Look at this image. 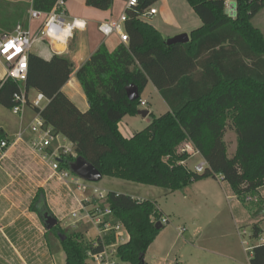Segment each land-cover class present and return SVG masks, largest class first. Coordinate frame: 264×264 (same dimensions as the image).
Masks as SVG:
<instances>
[{"label": "trees", "instance_id": "obj_1", "mask_svg": "<svg viewBox=\"0 0 264 264\" xmlns=\"http://www.w3.org/2000/svg\"><path fill=\"white\" fill-rule=\"evenodd\" d=\"M55 1L32 0L31 7L47 12ZM113 1L85 0V4L108 10ZM156 1L143 0L126 9L123 29L127 41L112 51L102 43L76 70L64 55L43 58L29 52L24 82L12 78L0 81V104L12 108L21 83L26 94L34 90L44 95L46 104L34 110L74 147L73 156L59 160L61 168H68L80 156L103 176L170 192L221 175L241 202L249 201L264 186V36L253 24L264 0H232L235 18L226 13V0H186L201 25L189 33L187 42L170 45L158 29L140 18ZM1 23L0 35L16 25ZM74 71L89 105L85 111L62 91ZM148 83L168 110L160 116L148 113V125L125 137L118 123L126 115L137 114L140 95ZM130 85L139 92L132 101L125 91ZM228 129L236 135L231 157L224 141ZM185 143L207 162L203 172L186 165L190 153L181 147ZM254 201L260 203L261 199ZM104 203L127 233V240L116 247L117 258L146 264L145 253L163 227H155L162 213L152 200L113 191L106 194ZM48 232L59 240L65 264H87L88 252L102 248L98 238L93 245L94 241L85 242L78 232L69 233L58 223ZM58 232L64 235L63 240ZM260 233L259 224H252L250 238L257 239ZM111 241L106 238L105 243ZM50 246L53 248L51 242ZM249 264H264V243L252 247Z\"/></svg>", "mask_w": 264, "mask_h": 264}, {"label": "crops", "instance_id": "obj_2", "mask_svg": "<svg viewBox=\"0 0 264 264\" xmlns=\"http://www.w3.org/2000/svg\"><path fill=\"white\" fill-rule=\"evenodd\" d=\"M231 2L234 4L233 1ZM31 3L32 0H0V22L2 20L3 23L1 25L14 26L17 23H21L31 31L37 29L42 20L28 19V10L31 8ZM68 4L69 2L66 0V18H79L85 21V28L75 29L77 33H74V30L72 37L62 47L57 46L60 44H49L46 41H41L35 43L30 52L43 58H49L52 54L64 55L70 60L76 70L102 43L110 51L120 43L117 34L104 37L98 30V24L103 21L117 19L124 8V3L119 7L118 11L114 7V1L108 10L88 7L85 4V0H79L76 6ZM260 17L264 19V8L253 18V24L264 33V26L260 23V20H262H259ZM14 19L17 20L15 23ZM181 32L184 31L176 30L169 36L172 37ZM5 74V65L0 63V81L6 78ZM21 89L24 90L22 83ZM62 91L79 110L85 111L88 108L87 99L75 76V71L63 85ZM155 91L157 92L156 89ZM30 92L34 93L33 97L37 92L34 90L28 91L27 97L31 101L33 97H30ZM137 115H126L118 123V129L123 136L130 137L134 134L129 129L128 124L131 121L130 119H134ZM34 116L35 110L30 104L23 107L21 115L14 114L11 108H6L0 104V132L3 134L2 137L0 136V141L6 140L9 142L7 148L3 149L0 147V264H54V255L58 249L50 246L49 230L44 227L43 222L39 218L35 202L43 200L47 209L57 218L58 222H62L67 215L63 211L64 207L69 201H72V196L76 200L71 189L68 192H66L67 190H59L55 180L51 179L53 172L49 163L30 146V140L34 135L27 128ZM121 124L124 125L126 133H124ZM20 129H25V133L22 138H17L16 134ZM64 138L59 135V138L53 141L52 145H65L68 140H64ZM184 147L190 153L189 158L196 155L204 160L190 143H185ZM188 159L185 163H188ZM262 189L263 187L258 190V194L254 198L261 199L263 204L264 190ZM38 190H42V195L37 196ZM187 191L182 190V193L185 195ZM203 191L209 195L210 190ZM211 191L213 192V190ZM228 191L239 203L240 200L234 195L232 190ZM176 192L181 191H175L172 194ZM136 199L143 200V198ZM257 203L259 204V201ZM163 215V217L167 218L166 214ZM262 216L263 225L257 220L247 224L252 226V224L258 223L261 229L257 239H251V231L249 232L250 241L248 247L241 248V246L234 244L223 248L221 253H214L220 259L221 264H249L252 247L256 244L264 243V213ZM78 222L82 221L73 220L70 225ZM201 251L206 252L205 249H201Z\"/></svg>", "mask_w": 264, "mask_h": 264}, {"label": "rangeland", "instance_id": "obj_3", "mask_svg": "<svg viewBox=\"0 0 264 264\" xmlns=\"http://www.w3.org/2000/svg\"><path fill=\"white\" fill-rule=\"evenodd\" d=\"M78 1L68 0L69 4L73 6H76ZM123 3L124 0H114V7L117 11ZM153 6L157 9V13L152 17L144 18V20L158 29L165 39L171 37L169 35L176 30H183L184 32L181 33H188L189 35L193 29L201 24V20L186 0H157ZM263 20H260V23L264 26ZM65 21L69 22L71 18L67 17ZM74 33L77 31L75 30ZM33 95L34 93L30 92V97ZM140 100H144L146 104L144 106L139 104L138 109L147 110L154 116H160L168 109L151 83H148L141 93ZM45 103L43 101L42 105L44 106ZM130 120L128 127L131 132L135 133L148 125L151 116L149 114L145 117L137 115ZM122 128L126 133L124 125ZM0 136H3L2 132H0ZM64 140L67 139L64 138ZM224 141L227 145V156L231 157L236 150V135L233 130L228 129L225 132ZM65 143L67 146L70 145L68 141ZM183 146L185 144L181 145V147ZM201 160L200 156L195 155L188 159L186 165L194 169V166ZM51 176V179L55 180L59 186V190H67L66 192H68L71 189L74 197H76L75 200L72 196V201H69L64 207L63 211L67 215L62 222H58V225L69 233L78 232L85 242L94 241L97 237V230L91 222L85 220L70 225L74 220L70 214L74 209L79 210L82 200L87 195L98 196L101 194L106 196L109 191H113L152 200L158 210L167 215L169 221L163 224L153 243L148 247L144 257L146 264H221L220 259L215 254L221 253L226 246L236 244L241 248L248 247L250 241L248 234L251 231L250 224L247 225L249 222L257 220L263 225V218L261 217L264 213V202L258 204L252 197L249 201L237 203L228 191L230 188L227 182L219 177H209L193 182L184 189L188 190L184 195L182 191L172 194L162 187L109 176H102L98 182H87L71 172L70 177L77 178L78 183L84 186V193H81L75 185L68 188L54 174ZM93 190L96 192L93 193ZM203 190H210L209 195ZM262 190H264V186ZM93 199L96 198L93 197ZM88 209L89 206H86L83 214ZM163 214H161L162 217ZM48 238L54 249H58L54 255V264H65V253L61 249L59 240L53 233H49ZM126 238L127 234H124V241ZM201 249H205L206 252L201 251ZM114 260L117 264H129L117 258ZM86 262L87 264H96L91 258H87Z\"/></svg>", "mask_w": 264, "mask_h": 264}, {"label": "built area", "instance_id": "obj_4", "mask_svg": "<svg viewBox=\"0 0 264 264\" xmlns=\"http://www.w3.org/2000/svg\"><path fill=\"white\" fill-rule=\"evenodd\" d=\"M142 1L124 0V8L118 18L99 23V32L104 37L117 34L119 41L125 43L127 35L123 29V24L126 20V9L137 7ZM231 1H225V11L230 17L235 18V3L232 4ZM65 2L66 0H56L53 7L47 12H42L31 7L28 10V19L42 20L41 24L34 31H31L21 23H17L11 32L0 35V63L5 65L6 78L24 82L27 74V56L35 43L46 41L49 44L65 45L67 40L72 37L75 29L85 28V21L79 18H72L69 22L65 21ZM156 13L157 9L151 5L142 11L140 18L152 17ZM13 98L16 104L12 106L11 110L17 115L22 114L23 107L29 105L28 101L33 108L41 109L43 107L42 102L47 100L42 93L37 92L30 101L23 89L14 94ZM145 104L144 100H140V105L144 106ZM27 129L34 135L30 140V146L49 163L53 174L58 180L63 182L68 188L71 185H75L79 192L84 193V186L78 183V179L70 177L71 171L69 168H61L59 166L61 158L74 155L73 145L70 143L68 146L63 144L53 146V141L58 139L59 135L54 132L50 125L45 123L36 111L34 119L30 122ZM24 133L25 129H20L16 137L22 138ZM8 146V141H0L1 148L5 149ZM206 167L207 162L202 160L194 166L193 170L201 173ZM216 177L223 180L221 175H216ZM92 192L95 193L96 190ZM93 197L97 200L93 199ZM103 199H105V196L101 194H98V196L87 195L82 200L79 210H73L70 215L76 221L85 220L86 222H91L97 230V238L102 248L97 252L89 251L88 258H91L96 264H117L114 260L117 258L116 247L125 242L123 237L127 233L122 223L114 218L112 210L104 203ZM86 206H89V209L83 214ZM160 222L161 224L167 223L168 219L162 217ZM106 238H111L112 241L107 244L105 243ZM96 244L97 241L94 240L93 245Z\"/></svg>", "mask_w": 264, "mask_h": 264}, {"label": "water", "instance_id": "obj_5", "mask_svg": "<svg viewBox=\"0 0 264 264\" xmlns=\"http://www.w3.org/2000/svg\"><path fill=\"white\" fill-rule=\"evenodd\" d=\"M189 40V36L187 33H180L177 35H174L172 37H169L165 40V43L170 45L174 43H185ZM126 91V96L129 100H135L139 97V92L138 89L135 85H130L125 88ZM147 110H138L137 114L145 117L148 115ZM69 170L77 177L81 178L84 181L87 182H98L102 178L101 172H99L92 164L87 162L85 159L82 157L78 156L75 158V160L69 164ZM41 201V200H40ZM42 206H45L44 201L42 200L41 202ZM38 211V216L43 222L44 227L47 230L52 229L55 227L58 223L57 218L47 209L45 208L43 210H40L39 208L37 209ZM155 227L157 229H160L162 227V224L160 221L155 223ZM58 237L60 240L64 239V235L61 233H57Z\"/></svg>", "mask_w": 264, "mask_h": 264}, {"label": "flooded vegetation", "instance_id": "obj_6", "mask_svg": "<svg viewBox=\"0 0 264 264\" xmlns=\"http://www.w3.org/2000/svg\"><path fill=\"white\" fill-rule=\"evenodd\" d=\"M40 202H41L40 200H37V201L35 202V206H36L37 208H39L40 210H43V209L45 208V206H42Z\"/></svg>", "mask_w": 264, "mask_h": 264}, {"label": "bare ground", "instance_id": "obj_7", "mask_svg": "<svg viewBox=\"0 0 264 264\" xmlns=\"http://www.w3.org/2000/svg\"><path fill=\"white\" fill-rule=\"evenodd\" d=\"M57 46H58V47H62V46H63V44H60V45H57ZM57 46H56V47H57Z\"/></svg>", "mask_w": 264, "mask_h": 264}]
</instances>
